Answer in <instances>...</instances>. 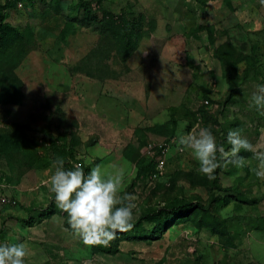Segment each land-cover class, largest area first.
Returning a JSON list of instances; mask_svg holds the SVG:
<instances>
[{"label":"rangeland","instance_id":"374dc122","mask_svg":"<svg viewBox=\"0 0 264 264\" xmlns=\"http://www.w3.org/2000/svg\"><path fill=\"white\" fill-rule=\"evenodd\" d=\"M84 1L95 21L81 0H0L23 37L0 46V135L18 144H0V243L25 242V264H264V178L253 153L241 151L242 166L222 162L209 180L177 147L206 126L226 150L235 128L264 150V109L251 100L264 84V0ZM70 152L71 167L123 172L134 224L178 201L199 212L157 239L144 224L114 254L111 244L85 245L64 230L49 190L52 160Z\"/></svg>","mask_w":264,"mask_h":264},{"label":"clouds","instance_id":"9594fccd","mask_svg":"<svg viewBox=\"0 0 264 264\" xmlns=\"http://www.w3.org/2000/svg\"><path fill=\"white\" fill-rule=\"evenodd\" d=\"M254 106L264 109V84H258L251 95ZM229 149L218 144L208 127H200L198 132H186L177 139L179 151L188 150L198 162L199 171L209 180H215L216 170L223 163L242 166L241 151L252 152L258 162L257 177L264 178V150H259L249 141L241 128L230 129L227 133ZM54 172L49 177V190L54 194L57 206L66 216L65 231H71L85 245L107 246L119 232L133 227V216L137 210L136 197L131 193H120L123 172L105 177L99 165L85 173L76 164L65 167V159L52 160ZM28 248L25 242L0 243V264H25Z\"/></svg>","mask_w":264,"mask_h":264},{"label":"trees","instance_id":"16d2710c","mask_svg":"<svg viewBox=\"0 0 264 264\" xmlns=\"http://www.w3.org/2000/svg\"><path fill=\"white\" fill-rule=\"evenodd\" d=\"M25 1L27 5L31 7L34 6V0H25ZM104 1H107V0H95V2L98 5H101ZM18 3H21V2H18ZM12 6L13 5H8L6 9H8L9 7L12 8ZM80 8L83 10L84 18L94 19L95 21V15L92 13L90 2L81 0ZM112 18L113 16L109 17V15H107V17L104 18V20L110 24L112 22ZM5 19H6V14L5 13L0 14V44H2L0 46H3V47H4L5 42L9 38L11 39H9L8 44L17 40L18 38H20V40L23 39L21 33L17 29H14L13 27H11L10 25L4 22ZM105 21L102 24L109 27V25ZM132 27L133 26L131 25L130 22L126 23V28L129 29V31L132 29ZM253 58L254 57H244V61L247 64V67H252L257 63V60ZM246 69H245V73L247 74ZM226 72L228 75L227 74L225 75L226 76L225 80L228 82L229 85H232L234 72L229 71V68H227ZM244 77L246 76L244 75ZM171 111L175 112L176 108H171ZM175 126L176 125L172 127L175 128ZM3 143L8 144V147H15L18 145L17 142H15V140H11L10 136L6 134L0 135V144H3ZM4 146H7V145H4ZM69 156L70 157H68L65 160L66 168H71L70 163H69L70 162L69 158L70 159L73 158L72 152L69 153ZM154 167H155V162H154L152 171L154 170ZM85 173H87V169L85 170ZM199 209H200L199 206L195 205L192 202H188V201H178L175 203L167 204L163 206L162 208L149 209L147 213L144 214L135 224L133 223V227L131 229L125 232H119L116 238L110 241L109 244H111V248L107 249L108 250L107 252H110L112 254L116 253L118 250L119 243L123 240L137 239V237L135 236L128 235V232H131V234H133L137 230L143 228L144 224H146L148 226V230H150L149 235H151L153 239H157L160 237L162 232L166 230L168 227L174 226L179 222H184L186 220H189L195 215H197L199 212Z\"/></svg>","mask_w":264,"mask_h":264},{"label":"built area","instance_id":"2783aa9c","mask_svg":"<svg viewBox=\"0 0 264 264\" xmlns=\"http://www.w3.org/2000/svg\"><path fill=\"white\" fill-rule=\"evenodd\" d=\"M21 6L22 5L19 3L18 7H21ZM167 150H168V147L167 148L165 147L162 149L161 156L156 160L154 170L151 172V174L148 177L149 181L152 183L155 182L162 175V173L164 171L165 163H164V160L162 157L165 156V153L167 152ZM76 164L81 165L80 161L74 163L73 165H76ZM148 179H147V181H148ZM4 203H6V199H0V205H2Z\"/></svg>","mask_w":264,"mask_h":264}]
</instances>
